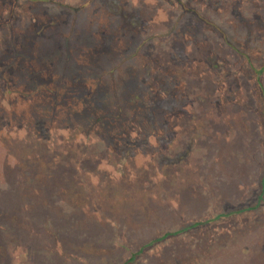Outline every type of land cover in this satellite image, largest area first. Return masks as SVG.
Segmentation results:
<instances>
[{
  "label": "rangeland",
  "instance_id": "obj_1",
  "mask_svg": "<svg viewBox=\"0 0 264 264\" xmlns=\"http://www.w3.org/2000/svg\"><path fill=\"white\" fill-rule=\"evenodd\" d=\"M182 1L0 0V264H264V0Z\"/></svg>",
  "mask_w": 264,
  "mask_h": 264
},
{
  "label": "trees",
  "instance_id": "obj_2",
  "mask_svg": "<svg viewBox=\"0 0 264 264\" xmlns=\"http://www.w3.org/2000/svg\"><path fill=\"white\" fill-rule=\"evenodd\" d=\"M162 1V0H161ZM168 1V0H167ZM175 2H177L180 6H182L184 3H183V1L182 0H175ZM192 3V2H191ZM194 4V3H193ZM145 7V6H144ZM195 8H191V7H185L184 8V10H183V12H182V14L183 15H188L189 17H191V16H195V14H197V11L196 10H194ZM176 10V9H175ZM109 13H111V14H113V13H116V11L115 10H113L112 11V9H109ZM118 13V12H117ZM119 15H121L120 13H118L117 14V16H119ZM172 14H170V13H168V14H166V16H165V20H164V23L165 24H167V25H169L170 24V21L168 20V17L169 16H171ZM173 16V15H172ZM175 16V15H174ZM172 25V24H171ZM125 26H127L126 27V29H128L129 28V26H130V22L128 21L126 24H125ZM112 29V28H111ZM118 30V32L120 31V29H117ZM124 34V37H125V35L128 37V36H131V34L129 33V30H127L126 32H124L123 33ZM122 34V35H123ZM165 37V36H164ZM148 40V39H147ZM147 40L146 41H144V40H142L140 43H139V49H137V50H135L134 51V53H130L129 54V56L128 57H126V59H125V61H130V62H127L130 66H132V65H134V61H136V58H137V51H141V49H144V47H142L145 43H147ZM194 39H192L191 41H183V43L181 44V46H179L178 48L177 47H175L174 48V50H173V57H174V59H173V61L172 62H174V63H176L177 62V64H183L184 66H185V64L187 65V63H186V61L188 62V60H187V58H189L190 56H191V54H190V51H192L193 49H194V46L198 43V39H196L195 41H196V43H194V41H193ZM203 45H202V42H200L199 43V48H200V50H202L203 48ZM236 49H238V47H235ZM173 49V48H172ZM149 50H150V48H149ZM238 51V50H237ZM189 53V54H188ZM238 53H240V54H243L244 56H245V54L243 53V52H241V51H238ZM201 54H203V56H205V54L204 53H202L201 52ZM214 54L213 53H211V56H213ZM253 64L251 63V62H248V64H247V66H252ZM188 66V65H187ZM186 66V67H187ZM185 67V68H186ZM150 69V68H149ZM210 69V68H209ZM211 70V69H210ZM216 75V74H215ZM217 76V75H216ZM218 77V76H217ZM219 78V77H218ZM172 92V91H171ZM25 164V163H24ZM26 169H28L29 170V168H26ZM28 175H29V173H28ZM218 182H219V179H217V180H214L213 181V183H214V185L213 186H211V188H218V186L217 187H215L216 186V184H218ZM206 264V263H205Z\"/></svg>",
  "mask_w": 264,
  "mask_h": 264
}]
</instances>
